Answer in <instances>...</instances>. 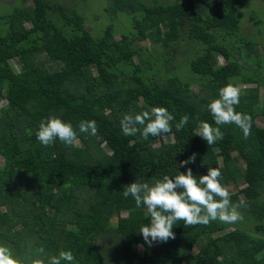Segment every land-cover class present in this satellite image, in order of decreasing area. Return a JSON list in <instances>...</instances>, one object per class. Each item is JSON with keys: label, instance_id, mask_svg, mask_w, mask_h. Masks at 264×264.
I'll return each instance as SVG.
<instances>
[{"label": "trees", "instance_id": "1", "mask_svg": "<svg viewBox=\"0 0 264 264\" xmlns=\"http://www.w3.org/2000/svg\"><path fill=\"white\" fill-rule=\"evenodd\" d=\"M82 2L12 0L0 12V244L21 260L43 247L45 264L60 250L74 264H264V5L251 8L246 31L248 0H109L106 12L131 26L118 38L114 25L93 34ZM228 83L250 86L236 111L251 116V135L222 125L209 146L196 129L216 127L207 106ZM157 106L175 117L171 133H122L124 114ZM50 115L71 122L79 143L42 145L36 131ZM82 120L98 134L80 133ZM209 167L226 187L244 185L230 195L242 220L179 221L175 239L145 243L149 216L123 187Z\"/></svg>", "mask_w": 264, "mask_h": 264}, {"label": "clouds", "instance_id": "2", "mask_svg": "<svg viewBox=\"0 0 264 264\" xmlns=\"http://www.w3.org/2000/svg\"><path fill=\"white\" fill-rule=\"evenodd\" d=\"M241 90L238 86L228 83L219 89V98L208 104L216 127L206 121H201L196 129V136L201 137L209 146L223 139L222 125L235 124L242 130L245 138L251 135L252 118L250 115L237 112L240 103ZM175 117L165 107H153L151 111L139 114H124L120 127L125 136H135L139 133L143 139L162 137L172 132L171 122ZM189 116H181L176 124V131H181L188 124ZM79 132L95 136L98 134L95 120H82ZM37 140L44 146L54 144L58 139L69 147L79 143L77 131L71 122H65L59 116L50 115L42 119L36 131ZM195 154L182 161L179 167L194 163ZM125 198L131 197L137 208L144 207L149 216V222L142 224L139 234L145 243L151 246L154 242H167L175 239L174 225L183 221L185 227L208 225L212 221L235 223L242 220L239 205L232 203L229 188L221 183V171L209 167L207 174L197 177L191 168L186 173L162 175L152 183L132 182L122 190ZM45 249L40 247L37 254L21 260L7 245L0 244V264H45L40 258ZM75 257L71 251L60 250L53 255L48 264H74Z\"/></svg>", "mask_w": 264, "mask_h": 264}, {"label": "rangeland", "instance_id": "3", "mask_svg": "<svg viewBox=\"0 0 264 264\" xmlns=\"http://www.w3.org/2000/svg\"><path fill=\"white\" fill-rule=\"evenodd\" d=\"M11 1L12 0H0V12H4L5 10L10 9ZM86 1L87 2L78 3L77 8L87 18L86 19L87 26L93 34L96 35L102 34L104 29L109 25H114L116 27V31H117L116 34L118 38H121L123 32L128 33L129 31H131V26L129 24V21L122 13L111 16L109 13L106 12L105 8L108 5L109 0H86ZM6 3L9 4L6 5ZM263 3H264L263 0H248L249 6L245 8L246 12L242 14L243 18H245L246 31H248V27L251 26L250 22L248 21V19L250 18L249 15L251 13V8L253 9L255 7L256 8L261 7L262 5H264ZM27 26L30 29H33L34 27L33 24L31 23H28ZM134 31H136V29H133V32ZM140 45L144 46L145 43L141 41ZM147 46L150 47L149 44H147ZM219 61L221 65L225 63L223 58H220ZM17 67L20 68V65L17 64ZM246 87H250V86H240L239 88L244 89ZM193 89H196V87H193ZM261 93L262 94L264 93L263 89ZM5 105L6 103H1L0 107H4ZM257 123L259 126L264 127L263 118H259L257 120ZM234 156H236V154H234ZM228 188L230 191V195H232L244 189V185L243 184L235 185L234 183H232L230 186H228ZM116 222L117 220H114V224H116ZM140 252L143 253L142 248H140Z\"/></svg>", "mask_w": 264, "mask_h": 264}]
</instances>
